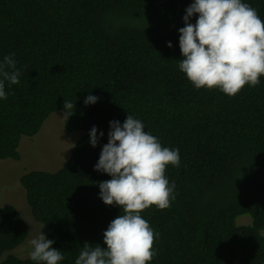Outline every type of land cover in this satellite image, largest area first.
<instances>
[{"label":"trees","instance_id":"16d2710c","mask_svg":"<svg viewBox=\"0 0 264 264\" xmlns=\"http://www.w3.org/2000/svg\"><path fill=\"white\" fill-rule=\"evenodd\" d=\"M193 2L0 0V59L14 54L21 71L0 99V161H19L22 139L64 114L65 100L75 107L64 127L82 134L61 168L20 178L60 264H75L86 241L107 247L103 233L122 209L100 198L99 183L112 177L95 165L110 122L122 125L128 113L180 154V166L166 170L176 185L171 206L142 213L159 234L149 264H264V76L235 97L195 88L178 66L179 29ZM243 2L264 20V0ZM88 95L97 102L86 105ZM240 216L252 223L237 225ZM28 233L15 206L0 207V257ZM0 264L37 262L9 253Z\"/></svg>","mask_w":264,"mask_h":264},{"label":"clouds","instance_id":"9594fccd","mask_svg":"<svg viewBox=\"0 0 264 264\" xmlns=\"http://www.w3.org/2000/svg\"><path fill=\"white\" fill-rule=\"evenodd\" d=\"M185 27L179 29L183 58L179 69L197 89H219L235 97L245 86L256 87L264 76V20L243 0H194L186 9ZM198 14L195 24L190 18ZM168 47H172L171 42ZM21 71L14 54L0 59V99H7L9 86L20 83ZM98 97L88 95L85 104ZM75 105L64 102V116L73 114ZM108 143L102 148L95 170L112 178L99 183L100 198L106 205L119 206L122 213L111 221L103 241L85 242L75 264H149L157 254L155 233L142 213L156 206H171L175 183H169V165L180 166L179 149L163 147L159 139L145 131L144 123L131 114L121 125L110 122ZM97 128L90 132V143H98ZM104 133H99L103 137ZM55 241L41 231L29 241L30 259L37 264H60L64 259Z\"/></svg>","mask_w":264,"mask_h":264},{"label":"rangeland","instance_id":"374dc122","mask_svg":"<svg viewBox=\"0 0 264 264\" xmlns=\"http://www.w3.org/2000/svg\"><path fill=\"white\" fill-rule=\"evenodd\" d=\"M65 116L62 112L53 113L43 124L38 134L33 138H23L19 146L21 158L19 161H0V207L15 206L26 221L29 233L27 239L12 250L20 258H28L31 246L29 241L41 231L44 226L38 223L26 201L25 192L20 185L22 175L33 170L56 171L69 159L76 141L82 136L80 132H68L64 127ZM237 225H250L249 216H240ZM264 235V231L262 232ZM0 257V262L8 255Z\"/></svg>","mask_w":264,"mask_h":264}]
</instances>
